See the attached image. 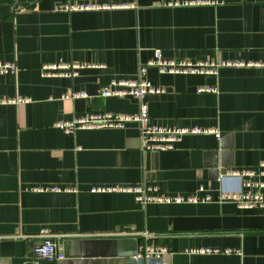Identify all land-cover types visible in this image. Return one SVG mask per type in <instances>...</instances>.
Segmentation results:
<instances>
[{"label":"crops","instance_id":"crops-1","mask_svg":"<svg viewBox=\"0 0 264 264\" xmlns=\"http://www.w3.org/2000/svg\"><path fill=\"white\" fill-rule=\"evenodd\" d=\"M168 1L175 0H0V62L19 69L0 75V98L30 99L0 105V264H128L123 254L130 241L117 245V238H102L108 235H134L142 252L166 249L144 264H264V209L219 202V190L238 181L217 180L264 162V0L164 6ZM65 3L131 6L65 12L59 9ZM155 49L167 60L257 65L219 67L214 76L146 67V78L165 89L146 97L153 124L215 130L219 138L187 134L172 151L142 154L135 124L71 135L56 127L92 113L135 115L136 100L101 98L98 90L112 79L134 80ZM59 63L104 68H84L73 78L43 69ZM205 86L217 92L196 93ZM79 92L88 98H66ZM142 182L168 195L203 196L197 192L203 187L212 201L141 206L129 194L89 192ZM47 187L78 192L33 191ZM44 231L65 260L34 255ZM73 236L97 238L81 251ZM198 249L239 254L190 253Z\"/></svg>","mask_w":264,"mask_h":264},{"label":"built area","instance_id":"built-area-1","mask_svg":"<svg viewBox=\"0 0 264 264\" xmlns=\"http://www.w3.org/2000/svg\"><path fill=\"white\" fill-rule=\"evenodd\" d=\"M216 2L212 0H175L163 3L167 7H186V6H206L215 5ZM131 5H99L95 3L73 4L65 3L60 5L59 9L65 12H84V11H101L111 9H125ZM153 66L158 69L160 74L169 75H207L214 76L217 74L219 67H244V66H257L251 63L242 62H225V63H212L210 61L203 62H190V61H174L167 60L162 57L161 51L155 49L153 57L146 65L139 67L137 77L134 80H116L112 79L107 84L101 86L98 90V96L101 98H124L131 97L138 103V110L135 115H116L108 112L92 113L85 115L79 119L71 121H60L56 123V127L64 133L71 135L80 129H123L127 124H135L139 131V151L142 154L147 153H160L172 151L174 144L183 135L191 134H213L219 138V133L215 130L203 129H164L153 124L148 115V107L146 97L149 95H161L165 93V89L160 86L153 85L151 81L146 78V67ZM84 68H104L103 65H83L78 63H59L49 65L43 69L49 72L47 75L54 77H77L79 70ZM19 69L15 63L0 62V75H16ZM216 88L213 87H199L196 89L197 94L203 93H216ZM71 99H86L88 95L84 92L71 93L66 96ZM30 102V99L15 97L0 98V105H23ZM225 179H235L238 181L237 186L232 189L219 190L218 201L226 202L231 201L238 209H264V162L260 163L254 169H246L242 171H228L222 173L217 178L219 184H223ZM34 192L40 193H76V188H60V187H47V188H34ZM91 194H129L133 196L135 202L141 206L148 204H199L212 201V197L205 194L203 187L198 188V194L190 195H168L163 193L156 185H151L142 182L134 185L126 186H93L89 189ZM43 241L38 244L33 252L39 259L50 261L65 260V254L59 247L56 241L46 233L41 234ZM166 249L164 247L151 248L146 247L145 251H139L138 257L140 258H160ZM193 254H231L238 253L232 249H198L191 250Z\"/></svg>","mask_w":264,"mask_h":264},{"label":"water","instance_id":"water-1","mask_svg":"<svg viewBox=\"0 0 264 264\" xmlns=\"http://www.w3.org/2000/svg\"><path fill=\"white\" fill-rule=\"evenodd\" d=\"M117 238L118 242L117 245H121L128 239L131 244V248L127 252H124L123 257L126 258L128 261V264H144L145 259L138 257V242L137 238L134 235H108V236H102V238ZM97 237L94 236H73L69 237V239H74L75 245L79 247L81 251L84 250L85 247H88V245L91 244L90 241L94 240ZM99 238V237H98ZM123 239V240H122ZM65 254V253H64ZM120 256V255H119ZM67 258V255L65 254V259Z\"/></svg>","mask_w":264,"mask_h":264}]
</instances>
